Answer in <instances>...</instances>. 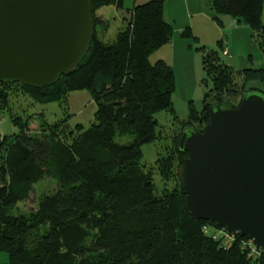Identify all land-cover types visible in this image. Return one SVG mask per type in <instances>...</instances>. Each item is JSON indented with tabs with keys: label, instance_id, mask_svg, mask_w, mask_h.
<instances>
[{
	"label": "trees",
	"instance_id": "1",
	"mask_svg": "<svg viewBox=\"0 0 264 264\" xmlns=\"http://www.w3.org/2000/svg\"><path fill=\"white\" fill-rule=\"evenodd\" d=\"M92 3L94 11L124 8V0ZM165 3L148 0L128 9L130 19L113 42L99 35V25L103 31L109 21L93 13L84 56L74 71L52 83L0 81V113L11 109V97L18 93L66 108L69 92L85 89L97 104L95 122L86 129L71 127L67 118L48 122L40 115L39 131L32 132L31 116L10 113L19 131L0 139V250L9 255L1 264H264V249L251 254L248 236L237 234L224 245L204 230L215 222L186 210L176 170L188 153L176 143L157 166L166 184L161 190L152 171H145L142 146L162 136L156 114L169 110L176 117L174 69L163 59H150L173 37ZM209 5L219 24L221 15H229L249 26L264 54V0H209ZM182 34L194 36L190 27ZM197 48L203 53L202 81L212 86L201 111L191 107L189 117L207 124L214 103H235L249 81L264 82V68L235 70L219 50ZM236 73L243 76L242 85ZM192 124L183 128L205 127ZM125 135L133 139L121 142ZM45 177L55 179L56 189L42 195L30 215L13 214Z\"/></svg>",
	"mask_w": 264,
	"mask_h": 264
},
{
	"label": "water",
	"instance_id": "2",
	"mask_svg": "<svg viewBox=\"0 0 264 264\" xmlns=\"http://www.w3.org/2000/svg\"><path fill=\"white\" fill-rule=\"evenodd\" d=\"M92 0H0V81L47 85L76 69L94 30ZM176 173L197 219L264 249V89L214 103L200 130L181 129Z\"/></svg>",
	"mask_w": 264,
	"mask_h": 264
},
{
	"label": "rangeland",
	"instance_id": "3",
	"mask_svg": "<svg viewBox=\"0 0 264 264\" xmlns=\"http://www.w3.org/2000/svg\"><path fill=\"white\" fill-rule=\"evenodd\" d=\"M178 2L179 0H173L169 9H175V11L178 10L181 12V6H174V4H178ZM94 13L96 18L109 21L108 29L102 31L104 24H102L101 26L99 25L98 27L99 35L106 42H113L116 39L119 30L125 27L128 19H130V13L128 10H125L124 8H115L114 6L98 7L94 11ZM184 14L186 13L178 16V23L181 22ZM187 15H189V13ZM201 20L202 21H200L196 16L194 17V21H198L199 23L201 35H203L206 40L212 41V44L211 42H202L200 37L193 32L190 26L189 27L192 30L193 35L196 36L197 39L194 36H184L185 38L190 39L189 45L191 46L192 51L195 52V54H199L198 58L196 57L197 61L195 62L194 59H192L189 62L191 66L186 67L185 71L193 78L195 77V75H198L199 78L196 79V76V78H194L195 80H193V78L189 79L188 76L184 75L182 72L181 74H178V67L174 68L172 66L175 72L176 82V88L173 93V102L176 117L169 110L159 111L156 114V117L159 122L158 129L161 130L162 136L155 141L148 142L142 146V161L146 165L145 171H152L154 182L156 183L159 190H161L166 184L162 180L157 166L159 165V160L171 156L174 143H176V135L181 131V129L184 127V125L187 124L188 121L189 123L191 122L196 126H202L203 124L206 126V123H204V121L200 122L198 121V119L192 121V119H190L189 117L192 110L191 107H194L196 110L201 111L204 105L203 101L205 95L212 86V83L210 81L208 82V84L202 81L205 73L203 72L204 76L202 75V73H200L202 71L200 56L203 53L197 47L204 45L208 49L219 50L222 60L225 63L232 65L235 70L258 67L264 68V54L259 46L257 36L253 33V30L249 26L247 27L249 31H245L247 33L239 32L235 36L232 35V32L230 30L229 35L231 37V42L235 40V46L233 47L234 49L233 51L231 50L230 53L227 45H223V40L227 33L226 29H221V35H219V37H216L218 36L217 30H215L214 27L210 25L209 21L203 19ZM240 22L243 23L242 21ZM173 23L175 22L172 21L171 23L173 25L174 33L175 24ZM187 27L184 26L182 30L184 31ZM218 27L220 28L219 25ZM220 41H222L221 44L219 43ZM150 59L152 62L155 61L153 55H151ZM195 63L198 64V67L200 69V72L198 71L199 74L197 72L198 67ZM235 77L237 78L238 83L242 85L244 81L243 76L236 73ZM248 85V87L257 86L264 89V82H261L260 80H251L249 81ZM241 96H239L237 99H234V101L236 100L235 104L240 101ZM96 110L97 104L93 99L91 92L85 89L70 91L68 94V103L66 104V108L59 102L41 103L34 101L28 95L18 93V95L11 97V109L0 113V139L4 135H12L19 131V127L12 122L10 113L20 115L23 118L31 116V131L37 132L39 131V126L41 124L40 115H44L45 119L48 122H55L59 119L67 118L68 123L71 127H74L76 124H81L83 128L86 129L95 122ZM132 139L133 136L131 135H125L119 138V140L124 143L129 142ZM56 187L57 182L55 181V179L51 177H45L43 180L35 184L30 197L24 202H19L12 210V213L15 215H30V213L36 210L38 199L42 195L54 191ZM208 225L212 229H216L217 227L212 224ZM245 242H247V240ZM8 261V253L0 250V264L6 263Z\"/></svg>",
	"mask_w": 264,
	"mask_h": 264
},
{
	"label": "crops",
	"instance_id": "4",
	"mask_svg": "<svg viewBox=\"0 0 264 264\" xmlns=\"http://www.w3.org/2000/svg\"><path fill=\"white\" fill-rule=\"evenodd\" d=\"M146 1L148 0H124V9L125 10L131 9L136 4L144 3ZM172 1L173 0H166L164 14L167 21H169L170 23H172V21L175 22L173 23L175 24L174 25L175 30L173 33L174 37L173 39H171L170 42L166 43L165 45L157 49L152 55L155 61L159 59H163L168 63H170L171 65L173 64L172 66L174 68L178 67V72H179L178 74H181L182 72L184 75L188 76L189 79L193 77L190 76V74H188L185 71V69L186 67L191 66L189 62L192 59H194L195 62L197 61L199 54H195V52L192 51V48L189 45L190 39L185 38L184 35L182 34L183 27L190 26L193 32L200 37L202 42H206V43L211 42L212 44V41L206 40V38L203 35H201L199 23L198 21H194L195 16L198 17L200 21H202L201 19L209 21L210 25L213 26L215 30H217L218 36L216 37H219V35H221L220 33L222 32V30L226 29L227 33L224 37L223 45H227L230 53L231 50L233 51L234 49L233 47L235 46V40L231 42V37L229 35L230 30L233 36H235L239 32L247 33L249 31L247 25L241 23L237 18L229 15H221L220 19L222 24H219V22L215 20L213 17V11L210 9L209 0H179L178 4H174V6L176 7L181 6V12L178 10L175 11V9L174 10L169 9V7H171ZM183 13L186 14H184V16L182 17L181 22L178 23V16L183 15ZM188 13L189 15H187ZM202 23H206V22H202ZM218 25L220 26V28L218 27ZM200 60L202 64V55L200 56ZM196 65L198 67V64ZM201 70L202 71L200 72L199 67L197 68V72L199 71L204 76L203 65ZM194 78L198 79L199 76L195 75ZM194 78L193 80H195Z\"/></svg>",
	"mask_w": 264,
	"mask_h": 264
},
{
	"label": "built area",
	"instance_id": "5",
	"mask_svg": "<svg viewBox=\"0 0 264 264\" xmlns=\"http://www.w3.org/2000/svg\"><path fill=\"white\" fill-rule=\"evenodd\" d=\"M204 230L206 232H209L214 239L220 240L224 245L231 244L234 241L235 236H236V234H233L227 228H223L219 226H217L216 229H212L209 225H205ZM245 245L247 247L252 248L251 254L258 253L257 252L258 248L253 244V241L250 238L249 240H247V242H245Z\"/></svg>",
	"mask_w": 264,
	"mask_h": 264
}]
</instances>
